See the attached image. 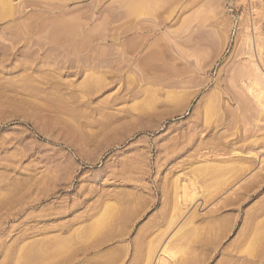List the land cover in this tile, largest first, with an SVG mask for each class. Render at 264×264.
Masks as SVG:
<instances>
[{
    "label": "rangeland",
    "instance_id": "1",
    "mask_svg": "<svg viewBox=\"0 0 264 264\" xmlns=\"http://www.w3.org/2000/svg\"><path fill=\"white\" fill-rule=\"evenodd\" d=\"M0 9V264L54 253L76 229L90 232L89 264H226L228 249L246 247L258 257L263 242L240 240L264 182L241 193L264 173V108L233 77L264 78V0ZM229 86L243 100L227 101ZM212 93L224 105L205 117ZM228 116L231 128L205 129ZM218 138L235 140L233 152L214 156Z\"/></svg>",
    "mask_w": 264,
    "mask_h": 264
},
{
    "label": "bare ground",
    "instance_id": "2",
    "mask_svg": "<svg viewBox=\"0 0 264 264\" xmlns=\"http://www.w3.org/2000/svg\"><path fill=\"white\" fill-rule=\"evenodd\" d=\"M1 3H3V1L1 2ZM4 6V5H3ZM138 6H139V4L137 5V11H138ZM3 8V7H2ZM135 8V7H134ZM8 9V8H7ZM1 10V9H0ZM135 10H136V8H135ZM140 10V9H139ZM142 10V9H141ZM139 12V11H138ZM2 13V12H1ZM251 51V50H250ZM249 51V52H250ZM252 52V51H251ZM260 52V51H259ZM260 54V53H259ZM258 57V56H257ZM254 58V57H253ZM254 61V60H253ZM263 62H264V60H263ZM251 63H253V62H251ZM255 63V62H254ZM258 65H256V67H257ZM261 67V66H260ZM254 68V67H253ZM247 70V69H246ZM252 70V69H251ZM241 71V70H240ZM240 71H239V73H238V76L237 75H235L236 76V78L235 77H233L234 78V82L237 84V85H239V82H241V80L243 81V84L242 85H244L243 87H244V89H246V91H248L249 92V94L252 96V99H255V100H257V103H259L260 104V106L262 107L263 106V108H264V78L263 77H261L260 76V74L263 72V70H261V68H260V70H258L257 69V74H256V72L254 73V72H252V73H247V71H246V74L247 75H245V74H241L240 75ZM259 71H262L261 73L259 72ZM243 72H244V70H243ZM245 73V72H244ZM254 73V74H253ZM262 75V74H261ZM231 82V81H230ZM233 82V83H234ZM232 83V82H231ZM236 84H234V85H236ZM234 85H232V86H234ZM218 86H220V85H218ZM228 86V85H227ZM241 86V85H240ZM234 87H236V86H234ZM233 87V88H234ZM226 88V86L224 87V89ZM231 89L230 88V86H229V90L227 91V94L229 95V98H228V100L227 101H235V102H237V99H239V98H241L242 96H240L238 93H240V91L238 92V93H236V91L234 90V89H236V88H234V89ZM239 88V87H238ZM240 89V88H239ZM216 90V89H215ZM241 90V89H240ZM238 91V90H237ZM242 91V90H241ZM216 92V91H215ZM222 92V91H221ZM243 92V91H242ZM224 93V92H223ZM244 93V95H245V91L243 92ZM243 93H241V95L243 94ZM239 96H238V95ZM248 94V95H249ZM210 96H209V98H207L209 101H208V104L206 105V108H205V111H204V114H205V117H209V116H213V115H215V114H217L218 113V111L219 110H221V108H222V106L224 105H220V104H216V100H217V98H218V93H212V94H209ZM222 95V94H221ZM243 95V96H244ZM227 96V95H226ZM223 97V96H222ZM225 97V96H224ZM254 97V98H253ZM243 98L244 97H242L241 99L243 100ZM248 99V98H247ZM246 99V100H247ZM251 99V100H252ZM223 100V99H222ZM245 100V99H244ZM249 100V99H248ZM250 100V101H251ZM225 101V100H224ZM228 102V103H229ZM226 103V102H225ZM227 103V104H228ZM238 103H239V101H238ZM237 103V104H238ZM253 103V102H252ZM251 103V104H252ZM241 104V103H240ZM244 105H245V103H244ZM227 106V105H226ZM230 106V105H229ZM242 106V105H241ZM240 106V107H241ZM204 107H205V104H204ZM227 108H229V107H227ZM237 108H238V106H237ZM242 108V107H241ZM257 108V107H256ZM225 109V108H224ZM227 110H230V109H226V113L228 112V114L227 115H229V113H230V111H232V110H230V111H227ZM263 110V109H262ZM222 111V110H221ZM224 112V111H223ZM260 112V111H259ZM225 114V113H224ZM227 115H226V117H227ZM230 116V115H229ZM228 116V117H229ZM233 117H234V115H232ZM204 117V118H205ZM231 117V116H230ZM230 117L228 118L229 119V121L231 120L230 119ZM212 118V117H211ZM202 120V119H201ZM214 120V119H213ZM223 120V119H222ZM211 121V120H210ZM227 121L228 120H226L225 122L226 123H223L222 121V123H220V121L218 120L217 122H216V124H212V125H208V126H206L205 124V129L206 130H208V132H213V130H214V134H215V129H217L219 126H222V125H224L223 127H227V128H231V126H232V123H234L232 120V123H231V121L230 122H228L227 123ZM208 123H209V121H207ZM207 122L205 121V123L207 124ZM198 124V123H197ZM211 124V123H210ZM234 125V124H233ZM259 126V125H258ZM256 127V126H255ZM256 128H258V127H256ZM204 129V130H205ZM221 129V128H220ZM259 129H260V127H259ZM233 130V129H232ZM248 130V129H247ZM247 130H246V132H247ZM242 131V130H241ZM258 131V130H257ZM211 132V133H212ZM220 132H222V131H220ZM245 132V131H244ZM249 132V131H248ZM256 132V131H255ZM231 133V132H230ZM251 133V132H250ZM235 134V133H234ZM209 135V134H208ZM213 135V134H212ZM223 135V134H222ZM226 135V134H225ZM232 136H234L233 134H231ZM211 136V135H210ZM209 137V136H208ZM235 137V136H234ZM247 137V134L245 133V134H243V135H240L239 136V140H243V138H246ZM210 138V137H209ZM220 138H221V136H220ZM237 138V137H236ZM214 139V138H213ZM227 139V138H226ZM222 140V139H219L218 138V141H216V142H214L212 145L214 146L213 148L214 149H216V151L214 152V156H222V155H224L225 153H228L229 154V152L230 151H232V149L233 148H235L236 146H235V143H234V141H232V140ZM237 139V140H238ZM241 140V141H242ZM248 140V139H247ZM247 140H246V142H247ZM210 141H213V140H209V144H210ZM253 141V140H252ZM251 142V141H250ZM212 143V142H211ZM238 144V143H237ZM236 144V145H237ZM253 144V143H252ZM211 145V144H210ZM240 145V144H239ZM245 145V144H244ZM238 146V145H237ZM240 148H241V146H240ZM239 149V148H238ZM248 149H251V146H250V148L248 147ZM235 150V149H234ZM233 152V151H232ZM233 154V153H232ZM235 154V153H234ZM246 154V153H245ZM210 158V156L208 155L207 156V161L209 162V159ZM249 158V157H248ZM246 160V159H245ZM234 161V160H233ZM220 165V164H219ZM252 181H254V182H249V183H247L246 185H244L243 187H242V189H243V192L241 193V194H244V192H247V190L252 186L253 188H254V186L256 187L257 185H259L260 186V183H263L264 182V173L263 174H259L258 175V177L256 178V179H254V180H252ZM177 184H179V183H177ZM182 184V183H181ZM179 186V185H178ZM180 186H182V185H180ZM179 186V187H180ZM185 186V185H184ZM186 187V186H185ZM252 187H251V189H252ZM183 187H181V189H180V194H179V190H178V197H177V199H178V201H177V199H176V201H175V203H176V207H177V204H178V207H180V208H183L184 209V204L185 203H187V202H185V203H183L186 199H184L185 198V196H186V192H185V194H182L183 192ZM250 190V189H249ZM194 191V190H193ZM182 192V193H181ZM195 192V191H194ZM191 193V192H190ZM189 193V194H190ZM196 193V192H195ZM195 193L194 194H192L189 198H191V202H192V199L195 197L194 195H195ZM185 195V196H184ZM197 195V194H196ZM240 195V194H239ZM237 196V195H236ZM246 196V195H245ZM187 199H188V197H186ZM242 198V197H241ZM239 199V201H240V197L239 196H237L236 198H234V200H232V202H236L237 200ZM189 200V199H188ZM262 201L263 202H261V203H259L256 207H255V210L254 211H252V213H251V215H249L250 217V219L249 218H247L248 219V221H250L249 222V224H248V227H247V225H246V228H245V230H244V232H243V238H242V236H241V238H242V240H240L241 242V244L240 245H243V244H245V243H248L249 241H250V243L253 245V246H251V244H250V247L251 248H253V247H259V246H257V245H259V243L261 242H263L264 243V200L262 199ZM226 202V201H225ZM231 202V200L229 201V202H227L226 204H223L224 206H227L228 205V203H230ZM231 202V203H232ZM175 203H174V206H175ZM191 204V203H190ZM236 204V203H235ZM112 205V204H111ZM111 205H109V208L111 209ZM187 205V204H186ZM233 205V204H232ZM116 206V205H115ZM223 206V207H224ZM229 206V205H228ZM114 207V206H113ZM222 207V208H223ZM108 208V209H109ZM219 208V207H218ZM114 209V208H113ZM107 210V209H106ZM182 210V209H181ZM181 210H179V211H181ZM220 209H218V211H219ZM107 213H108V211H107ZM249 213V214H250ZM190 216V215H189ZM228 216V215H227ZM105 217V216H104ZM225 218V217H224ZM105 219V218H104ZM218 219V218H217ZM219 220V219H218ZM192 222V221H191ZM215 222V221H214ZM97 223V222H96ZM95 223V224H96ZM217 223V222H216ZM218 223H219V221H218ZM94 224V225H95ZM226 224V223H225ZM246 224V223H245ZM211 225V224H210ZM218 225V224H217ZM220 225V224H219ZM205 226H207V225H205ZM225 227H227V226H225ZM214 228V227H213ZM217 228V227H216ZM220 228V227H219ZM92 229V228H91ZM208 229V228H207ZM218 229V228H217ZM223 229V228H222ZM257 229H258V231H257ZM78 230V231H77ZM185 230V229H184ZM202 230V229H201ZM210 230V229H209ZM213 230V229H212ZM211 230V231H212ZM86 231V232H85ZM79 230V229H76V231H73V233L70 235V237H66V238H64V239H62V241H61V245H59V246H57V248L56 249H52L53 251H54V253L52 252L51 253V250H50V252L48 253H44V252H46L45 250H43L44 252H41V253H37V252H30L29 253V251H28V253H26V254H24V253H22V254H24V258H25V260H23L22 259V257H21V259L23 260H21V261H19L20 260V256L18 257V255L16 256L15 255V257H17V259H16V261H15V263L14 262H11V261H7V259H5L4 261H6V264H89V260H90V257H89V255H90V250H91V246L89 245V243L87 242V235L86 234H88L89 233V235H90V232H87V230ZM89 231V230H88ZM214 231V233L212 232L211 233V236L213 237V238H215V237H217L218 235H221V234H218L219 232H217V231H215V230H213ZM220 231V230H219ZM207 232H209V231H207ZM206 232V233H207ZM216 232H217V236H216ZM223 232H224V230H223ZM2 233V232H1ZM188 233V232H187ZM164 235V234H163ZM209 235H210V233H209ZM23 236H26L25 234H23ZM56 238V237H55ZM205 238V237H204ZM210 238V237H209ZM240 238V239H241ZM19 239V238H18ZM21 239V238H20ZM54 239V238H53ZM87 239V240H86ZM211 239V238H210ZM209 239V240H210ZM22 240H24V239H22ZM37 240V239H36ZM50 240V239H49ZM161 240V239H160ZM205 240V239H204ZM219 240V239H218ZM46 241V240H45ZM48 242V241H47ZM54 242V240H52V243ZM210 242V241H209ZM212 243H213V241H211ZM17 243V242H16ZM215 243V242H214ZM262 243V244H263ZM24 245V244H23ZM32 245V244H31ZM31 245H29V246H31ZM38 245V244H37ZM51 245V244H50ZM49 244L48 245H46V243H45V245L43 244L42 246L44 247V246H50ZM17 246V245H16ZM27 246V245H26ZM36 246V245H35ZM56 246V245H55ZM163 246V245H162ZM261 246H263V249H264V244L263 245H260V247ZM5 247V246H4ZM3 247V248H4ZM152 247V246H151ZM165 249H166V246H163ZM246 247V246H245ZM244 247V248H245ZM2 248V249H3ZM24 248V247H23ZM22 247L21 248H19L20 250L21 249H23ZM37 248V247H36ZM164 248H162L163 249V251H164ZM208 248V247H207ZM18 249V248H17ZM26 249H28V247H26ZM25 249V250H26ZM156 249V248H155ZM154 249V250H155ZM157 249H158V247H157ZM262 249V247H261V250H259L260 252L258 253L259 255H258V257L257 258H255L256 256V254L254 255V256H252V254H250V253H252V252H250V253H248L246 250H247V247L245 248V251H242V250H236V251H233V250H230V249H228L227 251H226V257H224V261L222 260V262L223 263H226V264H257L258 262L260 263L261 262V259H264V250ZM19 250V251H20ZM24 249H23V251L22 252H24L25 251ZM30 250H31V247H30ZM48 250V249H47ZM149 250H150V247H149ZM151 250H152V248H151ZM154 250H152V251H154ZM244 250V249H243ZM263 250V251H262ZM32 251H33V249H32ZM158 251V250H157ZM21 252V251H20ZM154 253V252H153ZM160 253V252H159ZM159 253H158V255L157 254H155V255H157L156 257H157V259L159 258V259H161V257H159ZM202 253V252H201ZM163 254V253H162ZM161 254V255H162ZM52 256H57L58 258H56V259H52L51 261H48V262H46L45 261V259L46 258H51ZM149 256H150V258L148 257L147 259H151V257H152V253H150L149 254ZM14 258V257H13ZM19 258V259H18ZM44 258V260H42ZM195 258V257H194ZM201 258V257H200ZM255 258V259H254ZM155 259V258H154ZM13 260V259H12ZM47 260V259H46ZM50 260V259H49ZM184 260V259H183ZM203 260V259H202ZM3 261V262H4ZM91 261V260H90ZM148 261V263H149V260H147ZM201 261V260H200ZM219 261V260H218ZM151 263V262H150ZM149 263V264H150ZM159 263V262H158ZM193 263V261H192V259L191 260H186V261H184V264H192ZM197 263V262H196ZM152 264V263H151Z\"/></svg>",
    "mask_w": 264,
    "mask_h": 264
}]
</instances>
